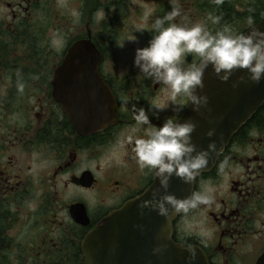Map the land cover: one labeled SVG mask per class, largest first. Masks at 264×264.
<instances>
[{"label":"flooded vegetation","instance_id":"flooded-vegetation-1","mask_svg":"<svg viewBox=\"0 0 264 264\" xmlns=\"http://www.w3.org/2000/svg\"><path fill=\"white\" fill-rule=\"evenodd\" d=\"M179 4L177 22L206 23L213 32L225 25L247 32L249 16L253 27L264 20V0ZM172 7L173 0H0V264H82L84 238L153 184L155 173L138 167L134 145L125 142L138 127L134 114L143 108L159 127L179 120L188 102L157 111L154 103L166 102L163 85L142 79L132 61L147 46L152 21ZM133 34L137 41L127 42ZM95 67L116 117L91 131L85 125L102 118L105 105L110 116L107 102L80 101L79 84L86 87ZM202 188L212 189L213 202L178 214L172 239L200 251L206 264H257L264 253V103L192 192Z\"/></svg>","mask_w":264,"mask_h":264},{"label":"clouds","instance_id":"clouds-1","mask_svg":"<svg viewBox=\"0 0 264 264\" xmlns=\"http://www.w3.org/2000/svg\"><path fill=\"white\" fill-rule=\"evenodd\" d=\"M220 5L224 0H214ZM71 15L78 22L80 13L73 9ZM97 20L104 19V10L98 9L94 14ZM147 14L145 22L148 20ZM181 17L179 0H173L171 11L162 17L155 18L150 29L153 33L147 46L135 49L132 66L144 80H151L163 85L166 93L165 103H154L157 111H163L169 106L178 110L184 109V100L191 105L192 111L203 115L201 109H207L208 96L203 94L204 73L211 66L215 77L222 83L229 81L236 70H245L244 76L238 77L231 87L236 88L240 83L251 82L259 84L264 80V31L253 27V18H247L249 31L236 32L225 25L213 32L206 23L189 24L186 18L177 22ZM221 17L209 14L207 20L212 24L220 23ZM143 32V29H137ZM137 36L132 35L127 42H136ZM58 45L62 41H56ZM121 44L120 47H123ZM196 59L186 63L188 56ZM23 84L18 90L23 91ZM200 90V94L197 93ZM134 120L137 128L133 134L126 137L125 142L133 144V152L138 167L141 170L154 172L158 179L159 189L153 191L148 200L138 207L155 211L166 220L170 213L187 214L200 205H210L213 202L211 188H202L191 192L185 198H177L168 192L172 178H178L185 184H191L195 178L207 168L211 156L217 151L215 141H210L206 149H198L192 142V133L196 123L191 119L180 120L167 118L159 127L152 126L149 116L143 108L136 110ZM140 126H147L145 135H134ZM216 135L215 128L205 132L206 137ZM224 165H221L223 169ZM163 190V194H160ZM143 231V225H133ZM163 246L154 248L153 254L162 251ZM188 264H193L196 258L195 249L189 245Z\"/></svg>","mask_w":264,"mask_h":264},{"label":"water","instance_id":"water-1","mask_svg":"<svg viewBox=\"0 0 264 264\" xmlns=\"http://www.w3.org/2000/svg\"><path fill=\"white\" fill-rule=\"evenodd\" d=\"M254 27L264 31V20ZM244 74L245 70L238 69L228 82L222 83L209 66L204 73L203 89V94L209 98L207 109H201L203 115H198L188 104L179 119L180 122L191 119L196 123L192 142L198 146V149H206L210 141H215L217 144V151L211 156L207 168L199 175L209 172L214 167L233 135L264 103V80L259 84L247 82L240 83L235 89L231 87L232 83ZM79 86L80 101H102L110 104V116L108 105H105V115L102 118L96 115V123L85 125V128L98 131L112 123L116 117L114 97L109 93L108 88L103 86L96 67L93 74L88 76L86 87L80 84ZM197 93L200 94L199 89ZM82 97L84 100L81 99ZM209 128L216 130V135L211 138L205 136ZM195 180L191 184H185L178 178H172L168 192L177 198H185L193 191ZM158 189L159 183L155 176L153 184L141 196L127 202L122 208L111 212L102 220L84 238L82 264H188L187 248L172 239V223L179 213H170L166 220L155 211L145 208L143 215H140L141 209L138 205L148 200L151 193ZM160 194H163V190H160ZM133 225H143V231L134 228ZM157 246H163L162 251L154 255L152 250ZM195 252L196 258L193 264H206L202 253L197 249ZM257 264H264V253Z\"/></svg>","mask_w":264,"mask_h":264}]
</instances>
